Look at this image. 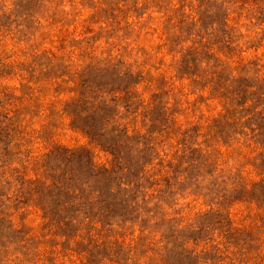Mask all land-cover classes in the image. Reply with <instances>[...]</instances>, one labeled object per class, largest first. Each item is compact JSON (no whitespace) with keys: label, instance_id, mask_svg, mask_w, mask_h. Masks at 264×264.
<instances>
[{"label":"rangeland","instance_id":"374dc122","mask_svg":"<svg viewBox=\"0 0 264 264\" xmlns=\"http://www.w3.org/2000/svg\"><path fill=\"white\" fill-rule=\"evenodd\" d=\"M44 9L43 0H13L12 8L0 4V168L5 169L0 175V264H8L10 250L23 252L28 264H236L228 259L229 245L242 254L245 248H257L254 231L264 227V83L257 54L264 52H243L227 9L216 0H100L96 7L89 3L83 9L93 23L87 31L83 25L78 30L99 35L95 21L107 18L119 32L102 36L97 44L106 45L122 33L124 61L155 53L164 68L175 60V71L154 77L151 90L145 87L143 94L135 91L136 84L128 86L130 76H118L119 65L86 84L79 76H68V33L77 29L56 17L45 29L38 18ZM213 24L215 35L208 31ZM79 54V49L72 53ZM205 61L214 66L210 76L201 74L199 65ZM233 67H240L237 78ZM189 95L195 98L189 100ZM76 99L81 100L76 110L89 115L76 114L73 129L66 113L65 134L49 139V125L56 128L49 118ZM110 120L120 124L116 134L105 127ZM78 127L88 130L95 144ZM123 128L136 135L132 141L120 137ZM241 136L251 141L249 147L261 149H253L254 156L249 153V163L257 169L252 191L234 188L242 199L222 201L215 212L203 216L197 208L206 206L197 205L191 211L200 216L198 228L180 229V210L162 214L166 210L153 198L170 199L172 180L184 173L189 186L219 195L225 189L215 174L223 156L215 155L213 146L215 152H226ZM139 142L144 149L137 152ZM169 143L179 151L171 152L165 163L160 152ZM55 144L67 149L50 157ZM105 149L118 152L119 174L112 182L106 176L90 178L84 164L90 154L95 162L108 163L112 156ZM150 160L156 161L158 175L152 174V163L143 167ZM58 175L100 190L96 212L80 216L78 222L58 213L57 191L47 186ZM121 182L131 185L124 190ZM213 232L221 237L219 243ZM83 240L87 243H79Z\"/></svg>","mask_w":264,"mask_h":264},{"label":"clouds","instance_id":"9594fccd","mask_svg":"<svg viewBox=\"0 0 264 264\" xmlns=\"http://www.w3.org/2000/svg\"><path fill=\"white\" fill-rule=\"evenodd\" d=\"M141 2H143V0H141ZM216 2L217 4H222L227 9L229 25L235 29L236 35L239 37L238 43H240L243 52L250 54L254 48H260V51L264 52V47H261V44H264V0H216ZM89 3L92 7H96L100 3V0H43L45 9L43 14L38 16V18L41 19V23L44 24L45 29L48 28L54 17L59 18V22L64 24L65 27L72 25L77 29L76 31L68 33L71 43V51L69 53L71 58H66L65 60L68 76L73 79L79 76L82 83L86 84L90 80L99 79L101 76L113 72L117 68L116 65H119L118 76L121 78L130 76L132 79L128 86L131 87L132 84H136L137 87L135 91L143 94L145 87L151 90L149 82L152 81L154 77L160 76V74L165 71L169 74L175 71V60L169 58L171 60L170 65H165L164 68H161L159 60L155 59V53H150L143 58L135 57L130 61H124L126 53H124L123 48L121 47L122 33L120 36H116L114 40L109 41L106 45L101 46L97 44V41H99L102 36L107 39L108 34H111L114 31L119 32V29H116L112 22L107 18L102 21H95L99 35L90 37L86 35L85 32L79 31L78 29L81 25H83L85 31H87L89 24L93 23L92 21H87V16L83 11L84 8L88 7ZM173 3H175V0H173ZM0 4H5L8 8H12L13 0H0ZM121 6L123 7V4ZM233 18L238 20V22L234 23ZM208 31L215 35L218 31L217 25L213 24ZM184 47H187V45H184ZM77 49L80 50L79 56L72 55ZM248 58L249 56H245V63H247ZM257 58L259 59V75L261 77V82L264 83V56L257 54ZM176 59H179V57H176ZM121 61H124V63L120 64ZM213 67L214 66L207 61L199 65L201 74L205 76L211 75ZM157 69H160V71L158 72ZM239 71L240 67H233L232 76L237 78ZM174 79L175 76L170 75V80ZM162 86L163 82H161V87ZM112 91L115 92L117 89L114 88ZM196 91L199 93V89ZM250 91L255 93L256 88L253 87ZM83 95L87 98V91H83ZM194 98L195 97L191 95L188 97L189 100ZM251 103L252 101L249 100V104ZM71 106L64 111L54 113L53 116L49 118L53 120L56 125V128L49 125V128L51 129L48 132L49 139L53 136H63L65 134V130L68 127V122L65 120L66 113L71 117V127L77 129L73 127V121L76 117L75 113L70 110ZM88 107L89 109H92L91 106ZM119 110L121 114L124 113L123 106H121ZM217 110L219 111L220 109ZM255 110L259 112L261 106H257ZM80 115L88 116L89 112L80 110ZM245 119H247V117H245ZM57 128L59 130H57ZM107 128L110 131L115 130L114 134H116L119 130V124L110 120ZM79 131L89 138L88 143L95 144L88 134L81 129H79ZM30 132H32L31 129ZM36 134V132H32L33 136ZM202 142L203 141H201V143ZM250 144L251 141L248 137L241 136L240 142H233L226 152H215L214 145L213 153L215 155L223 156V159L220 162V167L217 169L215 176L219 179L221 188L225 190L219 195L212 193V196L216 197L215 199H212V196L208 194L207 187H204L201 191L197 188L196 184H191L189 186L187 173H184L172 180L173 187L170 199H161L159 196L153 198L154 202H158L162 209L166 210V213L162 214L172 216L174 215L173 209H179L181 212V218L178 227L180 229H197L200 216H197L196 213L192 212V208H197V205L206 206L203 208H197V211H200L201 216H203L205 212L207 214L215 212L222 201L230 203L233 200L242 199L243 197L239 192H233L234 188L241 187V190L251 192L254 184L253 179L257 174V169L249 163L250 159H252V157L249 156V153H253V149H256L257 151H260L261 149L254 144L249 147ZM84 148H87V146ZM61 149L67 148H61L59 144H55L50 157L54 156ZM142 149H144L143 143L137 146L136 151L140 152ZM173 151H179V148L178 146L169 143L168 147L160 152V157L165 159V163L168 159H171V152ZM254 155L255 153H253V156ZM55 161L57 163L61 162L58 159ZM224 161H226V163ZM255 163L258 165L260 164V161L256 160ZM13 167H19V164H15ZM183 168H188V165H184ZM4 172L5 169L0 168V175L4 174ZM151 172L153 175L159 174V167L155 160L152 161ZM261 175H264V173H261ZM166 177L171 179L172 175ZM211 179H213V177L210 176L209 180ZM203 183L206 185L208 181H204ZM181 185H185V187L181 188ZM17 187L19 186L17 185ZM11 195L12 193L10 192L9 196ZM169 205H171V208H169ZM249 211H251V209H249ZM13 227L18 228V223H13ZM248 231L252 230L249 229ZM254 232L259 237V239L254 242L258 247L251 252L245 248L242 254L238 247L235 245H229L228 259L230 261H236V264H241V261H246L247 264H264V227H261ZM212 235L216 236V242L219 243L221 237L218 233L213 232ZM79 243L86 244L87 241L83 240ZM71 244L72 249H76L77 242L73 241ZM170 246L171 245H169V247ZM2 251L3 249H0V252ZM72 259L75 260L74 255L72 256ZM8 264H28V261L25 259L23 252L10 250ZM76 264H79L78 260L76 261Z\"/></svg>","mask_w":264,"mask_h":264},{"label":"trees","instance_id":"16d2710c","mask_svg":"<svg viewBox=\"0 0 264 264\" xmlns=\"http://www.w3.org/2000/svg\"><path fill=\"white\" fill-rule=\"evenodd\" d=\"M105 98L107 99V97ZM79 102H81V100L76 99L75 102L71 104V105L75 104L71 106V111L75 112V115L76 114L80 115V111L76 110L77 106L79 105ZM105 127H107V125ZM78 128L83 130L86 134L90 136V132L88 130H84L80 127ZM122 130L124 131H121L122 134L120 135V137L123 139L132 141L133 137L136 136L135 134H129L127 128H123ZM92 141L94 142V139H92ZM139 143L141 144V142ZM105 150L108 151L112 156L111 160L108 163H104V164L97 163L94 161V155L92 156L90 154V156L86 155V161L84 164L90 171L89 172L90 178H98L100 176H106V179H108L109 182H112L111 181L112 177L119 174V169H118L119 167L116 163V161L118 160L117 159L118 152H116V150L115 151L109 149H105ZM92 158H93V162H92ZM150 163H152V160L148 162L146 161L143 167L145 168ZM130 185H131L130 183L121 182V186L124 188V190L128 189ZM47 186L49 187L51 186V188L56 189L57 192L55 193L57 197L56 199H54L57 205L56 211L64 215V218L66 220H69L70 222H78L80 216L83 215L86 216L91 212H96L95 210L98 207L97 202L101 198L100 190L93 189L90 186V184L86 182H74L73 179L69 176H67V178L65 177L63 178L61 175H58L57 179L49 183ZM84 218H88V217H84Z\"/></svg>","mask_w":264,"mask_h":264}]
</instances>
